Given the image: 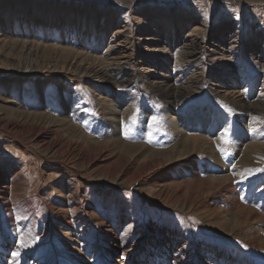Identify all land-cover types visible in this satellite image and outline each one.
I'll return each mask as SVG.
<instances>
[{
    "label": "rangeland",
    "instance_id": "rangeland-1",
    "mask_svg": "<svg viewBox=\"0 0 264 264\" xmlns=\"http://www.w3.org/2000/svg\"><path fill=\"white\" fill-rule=\"evenodd\" d=\"M73 1L0 0V238L8 242L10 236H18L12 251L18 245L29 260L43 264H147L142 252L148 249L160 258L180 250L182 264H264V227L249 238L259 221L254 218L256 213L264 215V156L252 165L245 164L243 173L232 171L238 155L231 137L239 114L233 104L205 85L188 96L180 109L213 106L231 117L230 129L214 150L216 155L207 149L203 151L208 154L190 150L184 158L174 155L159 165L147 160L145 149L129 152L118 143L161 150L176 142L160 114L164 102L158 89L139 73L144 63L141 58L150 51L147 44L154 43L146 40L153 37L146 22L155 11L166 10V23L173 24L174 30L197 36V44L203 47L199 55L202 68L195 71L199 79L208 81L213 72L228 68L226 55L242 61L247 73L257 77L264 58L259 62L246 51L254 47L252 40L264 45V0H127L128 5H122V0H96L98 29L85 37L79 25L89 19L87 13L92 10L86 9V0ZM31 10H36L35 16ZM179 17H183V26L176 24ZM194 27L199 29L197 35L192 33ZM116 29L125 31L127 42L109 51L111 40L124 41L123 36L113 37ZM221 30L225 35L217 40ZM163 37L164 42L171 38L169 34ZM22 40L31 43L25 46ZM34 46L40 52L32 57L29 48ZM62 46L84 49L88 54L83 55L84 66L90 69L122 56L127 62L126 75L98 82L69 66L64 69L65 62L56 61L57 48ZM28 61L38 67L25 71ZM127 78L131 80L119 82ZM256 79L259 88L262 80ZM101 88L108 89H104L108 94L116 88L137 97L135 108L120 120L119 129L115 127L117 115H110L97 101ZM76 142L79 151L71 148ZM216 166H224L234 176L245 209L232 229L222 216L224 210H235L224 200L227 187L211 190L204 182ZM248 183H256L258 198L242 194ZM14 208L19 224L11 228L8 209ZM251 208L257 212H246ZM11 254L2 257L4 264Z\"/></svg>",
    "mask_w": 264,
    "mask_h": 264
},
{
    "label": "bare ground",
    "instance_id": "bare-ground-1",
    "mask_svg": "<svg viewBox=\"0 0 264 264\" xmlns=\"http://www.w3.org/2000/svg\"><path fill=\"white\" fill-rule=\"evenodd\" d=\"M94 1H96V0H86V3H85L86 9L92 10V11L90 13H87V14H89L88 15L89 19L87 18L88 19L87 21H84V22H82V24L79 25L80 29L78 31L84 37L88 33H90V35H92V33H95L96 32L95 30L98 29L97 22H98V18L100 17V13L96 8H94V4L97 3ZM126 1L127 0H122L121 1L122 5L123 4L128 5V2H126ZM72 2H74V1L72 0ZM68 10H69V12H73V10H71V8H69ZM166 12H167L166 10L165 11L157 10L150 17V20L146 22L147 23L146 24L147 32L150 33L151 36H153L152 39H146V40H152L154 43L153 44H151V43L147 44V46L150 48V49L148 48L150 51L143 54V57L141 59H143L144 63L141 61H138V62H139V64L143 63V64H141L142 69L139 71L142 78L146 79L149 82V85L151 84V85L156 86V87L153 86V88L158 89V90H156V91H158L157 94L160 95V97H161L160 99L163 100V102H164L163 110L161 111L160 114H161L163 120L166 121V124H167V127L169 128V130L173 131L174 134L176 135V142L171 147H169L167 149H161V150H157V149L154 150L155 148L149 149V146H148V148H146V147L144 148V146L142 144L139 145L138 147L136 145L135 146H128L129 143L124 144L122 140L118 142L119 139L116 142H118L119 145H121V146H119V148L123 147L125 149H128L129 152L137 150V149L139 151V149H141V148L145 149L147 151V154H145V153L144 154L146 155L147 160L149 158L153 162H156V163L158 162L159 165L161 162L164 161V159L169 160L172 157L174 159V157H175L174 155L179 156V158L180 157L184 158V156H182V155L186 156L187 154H189L190 150H192L194 152V150L198 149L199 151L204 152L206 154H208L209 152H213L216 155V151H214V150L216 149L217 144L222 143L221 139H222V137H225V134H226L225 130L228 131L230 129V127H231L230 124L232 123L231 117L229 116L230 117L229 118L227 115L223 114V112L217 111L216 108L213 106H199L198 108L189 107L188 109L186 108L184 110H180L183 108L184 101H186V98L188 96H191L194 92H196V90L204 88L205 85H208L209 91L212 94H214L215 96H220L221 98H223L224 100H226L230 104H233L235 106V108L238 109L237 112H239V114L234 119L235 133L233 134V137H231V142H232L233 146L235 147V150L237 151V155H238V161L237 162L238 163L236 164V166L234 165L235 170H232V169L231 170L234 172V174H238L239 172L241 173L245 167V164L252 165L255 163L256 160L258 162V160L264 156V66L261 67L263 74L261 72L257 77L253 76V75H249V73H247V71L243 68L242 61H239L237 59H231L230 60L231 56L226 55L225 57L229 59L228 61L226 59L227 65H229L228 68H223V69L221 68V69H218L217 71L213 72L211 74L212 78H210L208 81L207 80L205 81L203 79H199V77H197V75H195V71L202 68V67H200V57L201 56H199V55H200V52L202 51L203 47H201L199 44H197V39H196L197 36L192 38V37H190V34L186 35L184 32H182V30H179L178 28L176 30H174L175 27L173 24L166 23V14H165ZM35 14H36V10H31L30 15L35 16ZM45 16L43 17V20L45 19ZM71 19H72V17H71ZM79 20L80 19H78V21ZM182 20H183V17H179L176 20V24H181V26H183L185 23L183 22L184 20L183 21ZM181 26H178V27H181ZM10 27H12V26H10ZM161 27H165L167 29L170 28L171 30L165 29L163 31H159L161 29ZM184 28H186V26H184ZM198 31H199L198 27H194L192 29V33H194L195 35H197ZM223 31L224 30L220 31L221 36L218 37L217 40H221L222 36L225 35V32H223ZM124 32L125 31H123L121 29L120 30L116 29L113 37L115 38L116 35L118 37L123 36L124 41H119V43H114L115 41L111 40L112 42L111 41H110V43L108 42L109 47L111 48L109 51L116 48V46H118V45L119 46L122 45L123 42H125V43L127 42L126 33H124ZM166 34H169L171 37L170 39H167V41H170L169 44L166 43L167 41L164 42L163 36H166ZM83 38L80 41V43L85 48L86 44H83L84 43ZM23 42H24L25 46H26V43L27 44L31 43V42H29V40L28 41L22 40L21 43L23 44ZM29 46H31V45L29 44ZM35 46L29 48V55L32 57L35 54H38V52H40V51H38L39 49L35 48ZM251 46H254V47H249L248 51H246V52L250 53V55L255 56V58H257L260 62V60H262L264 58L262 56V55H264V45L261 46L259 43H257V41L252 40ZM7 47H9V46H7ZM16 47H19V46H16ZM10 48H11V45H10ZM53 48L54 47H52V49ZM11 50L13 51V49H11ZM22 51L24 52L25 50L22 49ZM53 51H55V50H53ZM56 53H57L56 61L62 59V61L65 62V64H63V65H65V67L63 66L64 69H67V66H69L74 71L82 73L85 76L95 77V79L98 82H102V80L104 81V79H106V78L118 80V79L124 77V75H126V72H127L126 71L127 62L122 61V58H121L122 56L120 58H118V55H117V57L113 56L112 58H110V60H107L106 62L104 61L105 64H103L101 67L95 68V69H93L91 67L92 69H90L89 67L84 66L85 61L83 59V57H84L83 55L88 56V54H86V51H84V49H82V48L75 50L74 48L73 49L65 48V47L63 48V46H62V48H60V47L57 48ZM25 54H27V53H25ZM121 54H122V52L120 53V55ZM21 55L22 54H20V56ZM35 56H37V55H35ZM11 59H13V58H11ZM36 59L37 58H35L34 60H36ZM128 60L130 61V59H128ZM13 62H15V61H13ZM13 62H11V63H13ZM66 62H67V64H66ZM34 63H35L34 61H32V62L28 61L27 64L25 63L26 66H23L24 67L23 69H25V71L31 72L34 68L38 67ZM145 63H147V65ZM40 64H42V63H40ZM47 66H44V67H47ZM87 66H89V65H87ZM56 67H60V66H56ZM70 68H69V70H70ZM61 69H62V67H61ZM236 70H237V72H235ZM188 73H191V74L187 75ZM259 77L261 78L262 82H261L260 87L258 88L257 84H255V81L258 82V80L256 78H259ZM127 80H131V79H128V78L125 80L121 79L119 82H126ZM109 81H111V80L109 79ZM99 86H102V85H99ZM150 88H152V87L150 86ZM104 89H106V88H103V89L101 88V91H98L97 92L98 94L96 93L97 94L96 95L97 101L99 102L101 107H104L105 110L110 115H113V117L117 115V119L115 122H117V121L118 122H117V124H115V127L117 129H119V126L121 124L120 120L122 118H124V116H127V114L132 112L133 108H135L134 106H136L137 97L134 95H131V94L121 93L118 90H116V88H115V90L110 89V94H108ZM106 90H108V89H106ZM249 90L252 91L250 96L247 94V91H249ZM0 111H1V109H0ZM152 112H153L152 109L149 110L150 114H152ZM65 127H66V125H65ZM68 127H69V125H68ZM16 129H17V127H16ZM69 131H71V130H69ZM99 143H101V142H99ZM86 144H88V143H86ZM73 145L74 146H71V148L74 147L73 149L78 147L77 142ZM89 146H90V144H89ZM101 146H102V144H101ZM94 147H96V146H94ZM127 147H129V148H127ZM206 149L209 152L203 151ZM122 150H124V149H122ZM78 151H79V149H78ZM143 152H144V150H143ZM75 153H76V151H75ZM84 153H85V151H84ZM121 153H123V152H121ZM124 154H126V152ZM82 155L83 154L80 152V156H82ZM76 157L78 158V154ZM143 158H145V157H143ZM159 165H158V167H159ZM145 166L147 167V165H145ZM216 168H217V169H215L216 172L213 171L214 174L208 180H205L204 182H207L205 184H207L208 188L211 190L220 189L224 185L227 187L226 193L223 195V197L225 198L224 200H226L227 204L235 210L232 213L228 209L224 210L222 212V216H223V218L227 219V221L229 223L228 228L232 229L234 227V225L238 224L240 222L239 220L242 219L241 214H243L242 212L245 209H243L242 204L240 205V203H241L240 197L241 196L237 194L238 187L234 185V182H233L234 176H231V173H227L224 166H216ZM145 170H148V167ZM150 171H152V170H150ZM240 176H242V175L240 174ZM200 183H202V181H200ZM255 184L254 183H248V186H246L244 188V191L242 194L246 195V197L251 196L252 198H255V199L258 198L260 196L259 195L260 192L259 191L257 192L254 189V188H256ZM201 185H203V184H201ZM194 191H196V190L194 189ZM221 191H223V190H221ZM187 192H188V190H187ZM176 198H177V194H176ZM176 202H177V200L175 201L174 205H176ZM193 204H195V203H193ZM252 208L250 210L246 209L247 210L246 212H248L249 214L256 213L257 211L255 209H252ZM214 211L218 212L219 209H217V210L214 209ZM17 213H18V210H16L15 208L14 209H8V216L7 217L10 218V220L8 221V224H9L8 226L11 228H15L19 224V222H18L19 220L17 218ZM244 214H245V212H244ZM232 215H235V216H232ZM255 216L256 217H254V218H256L259 221H257L255 223V227H254V229H253V231L249 237L250 239H251V237L256 236V233H258L260 231V228L264 227V218H263L264 215L262 213L257 212ZM262 218H263V221H261ZM219 226H220V224H219ZM14 236H16V235H14ZM257 237H258V235H257ZM9 238H10V241H8V242L0 238V264H4V262H5L4 258H2V257L5 254L10 255L11 252H12V254L9 257V263L8 264H43L45 262L42 260L36 261V262L33 260H29V258L24 253V248H21L18 245L12 251L13 244L17 242L18 236H17V238L10 236ZM258 243H262L261 240H259ZM149 252H150L149 249L147 251L142 252V258L147 262V264H180V263L182 264V259H184L182 256V252L180 250H178V251H176V253L174 252L172 254L166 253L167 255H165V256L167 258H165V257L160 258V257L154 256L153 254L150 255ZM14 253H18V255H14ZM114 253L118 254V251L116 250ZM223 255L225 256V254H222V256ZM98 258H99V260H101L99 256H98ZM234 261H231V263ZM219 262H220V264H225L222 261H219ZM97 264H100V263H97ZM186 264H189V263H186ZM234 264H236V262Z\"/></svg>",
    "mask_w": 264,
    "mask_h": 264
},
{
    "label": "snow or ice",
    "instance_id": "snow-or-ice-1",
    "mask_svg": "<svg viewBox=\"0 0 264 264\" xmlns=\"http://www.w3.org/2000/svg\"><path fill=\"white\" fill-rule=\"evenodd\" d=\"M229 112L230 111H232L230 108L229 109H227ZM153 119H155V118H153ZM128 129L126 128V130H125V132H124V135L125 136H127L128 135ZM225 133H227V130H225ZM222 139H224V137H222ZM225 143H227V139H225ZM262 171H264V170H262ZM14 255H18V253H14Z\"/></svg>",
    "mask_w": 264,
    "mask_h": 264
}]
</instances>
